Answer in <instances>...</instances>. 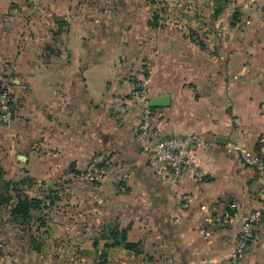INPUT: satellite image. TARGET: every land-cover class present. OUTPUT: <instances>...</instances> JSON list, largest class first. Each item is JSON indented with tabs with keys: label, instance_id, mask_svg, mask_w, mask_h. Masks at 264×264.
<instances>
[{
	"label": "crops",
	"instance_id": "crops-1",
	"mask_svg": "<svg viewBox=\"0 0 264 264\" xmlns=\"http://www.w3.org/2000/svg\"><path fill=\"white\" fill-rule=\"evenodd\" d=\"M104 2L0 0V57L16 60L0 71L17 74L13 85L4 81L17 109L9 126L0 123L3 178L46 181L51 188L30 196L46 198L52 221L60 216L28 236L7 239L0 227V260L65 264L71 251L66 264H92L91 233L122 216L121 227L140 234L129 240L157 249V264H220L244 215L264 209V173L243 163L233 145L256 148L264 127V0H178L180 12L169 25L162 20L166 26L152 31L148 21L140 23L141 34L131 16L96 14ZM40 10L43 17H37ZM39 25L48 31L39 34ZM144 63H151L150 74L141 78ZM134 80H147L151 99L171 98L169 106L153 110L155 128L199 137L193 157L205 172L202 180L188 169L174 180L150 165L138 139L139 107L130 100ZM102 153L111 162L109 175L127 170L121 180L126 192L108 196L84 185L82 175ZM56 189L61 196L50 204ZM231 205L232 223L206 236L207 219ZM70 212L77 214L71 220ZM153 234L158 237L150 243ZM240 264H264V224L257 225Z\"/></svg>",
	"mask_w": 264,
	"mask_h": 264
},
{
	"label": "built area",
	"instance_id": "built-area-1",
	"mask_svg": "<svg viewBox=\"0 0 264 264\" xmlns=\"http://www.w3.org/2000/svg\"><path fill=\"white\" fill-rule=\"evenodd\" d=\"M1 81V80H0ZM144 80L130 93L132 100L139 107L138 139L144 151L148 155L150 165L157 173H169L174 180H178L185 170H190L195 178L202 180L205 172L196 163L193 152L199 143L196 134L164 135L153 124V110L150 104V94ZM16 100L12 88L5 82H0V123L9 126L14 119ZM119 110L126 111V107L120 106ZM264 116V109H263ZM239 122V118L235 120ZM234 147L238 150L241 160L247 166L264 173V127L258 137L257 147L249 148L238 142ZM111 164L107 154L97 155L85 170V177L91 181L102 183L109 176L106 167ZM121 167H126L123 163ZM264 198V188L261 192ZM187 206V203L184 204ZM235 207L231 205L219 216L207 219L208 227L204 229L209 236L217 227H227L232 223ZM180 217L177 218L179 220ZM264 224V209L247 212L242 220V226L230 255L220 264H240L243 256L255 236L257 225Z\"/></svg>",
	"mask_w": 264,
	"mask_h": 264
},
{
	"label": "rangeland",
	"instance_id": "rangeland-1",
	"mask_svg": "<svg viewBox=\"0 0 264 264\" xmlns=\"http://www.w3.org/2000/svg\"><path fill=\"white\" fill-rule=\"evenodd\" d=\"M27 1V0H26ZM36 0H29V3L34 2L35 3ZM42 2H44L45 0H41ZM100 1V0H98ZM104 1V0H103ZM178 0H105V2L102 4L104 6H101V10L96 9V14L97 13H101L103 16H107V17H121V16H131L132 18H134V20L139 21V25L137 27V32H139L141 34V24L143 23L144 26L146 25V22L148 21L149 26H152V28L150 30L153 31V28H157L159 26H163L166 21H170L171 18H174L177 14V12H180V8L178 6H176L175 2H177ZM22 4H24L25 2H21ZM136 3H138L137 7L138 8H128L131 5L130 4H134L136 6ZM146 6L148 7V9H146ZM43 10H40V12L37 14V17H43ZM27 14V13H26ZM186 14H188V12H186ZM20 17L24 18V21L26 20V22H28L27 20H29L30 16H26V15H19ZM170 19V20H169ZM165 20V23L162 21ZM159 24V25H158ZM168 24V23H166ZM165 24V26H166ZM169 25V24H168ZM53 28H55L54 26H52ZM33 31V30H32ZM48 31V27H46L45 25H39L38 26V33L43 35L45 32ZM40 39H38V46L40 48H42L44 50V44H45V40L43 39L44 36H39ZM8 42V41H7ZM10 43V42H9ZM23 44V42H20V44ZM19 45V44H18ZM15 47V46H14ZM20 48V47H18ZM39 48V53H40V49ZM15 51H17L18 49H14ZM13 55V54H12ZM10 56V55H6V58H1L0 57V63H3L4 65H0V68H8V66H12V64H14L16 62V60L14 59L15 56ZM149 68H151V63H144L142 66H140L138 68L139 72H142L143 75L141 76V78H145L147 76H149L150 72H149ZM4 71H0V73L2 74V77H0V80H3L2 82H8L10 85H13L12 80L14 78H16L17 74H13L11 73V75H7L4 73ZM132 74L130 75L131 77L134 78H138V73L136 70H132ZM148 73V75L146 74ZM7 78V80L5 79H1V78ZM139 79V78H138ZM148 79V78H146ZM136 83V87L138 86L139 81L138 80H134ZM149 94L151 96L150 90L148 88ZM136 104V103H135ZM119 112H122L120 110H118ZM1 168V167H0ZM2 169V168H1ZM109 167H106V170H108ZM3 170V169H2ZM122 169V171H119L118 169L115 170V172H112L107 178L106 180L103 182V184H100L98 182H94L91 181L89 178L84 177L83 175V181H84V185H88L89 189L91 191H93L94 188V192L95 193H99V192H103V194H107L108 196L110 195H114L115 192H120V193H124L126 192V186L123 183V180L126 176H127V170ZM109 171V170H108ZM111 171V170H110ZM114 171V170H113ZM7 180V179H5ZM13 181V179H12ZM111 183V185L109 186V184ZM33 185H35L33 183ZM17 188H22L21 190H25V192L29 195L32 196H39L42 193H44V191H47L49 188H51V185H47L46 181H42L39 184H36L34 187L31 188H27V187H22L21 185H16ZM58 187V186H56ZM102 187V190L101 188ZM24 188V189H23ZM60 189H56L54 191H51L53 197H55L57 199L56 196L60 197V193H59ZM89 194L90 191H88ZM0 194L2 196H5V194L9 195L11 194L10 191H8L7 189H4L2 186H0ZM119 194V193H118ZM56 202V201H55ZM95 201H93L94 203ZM98 205V204H96ZM59 206V203H57L56 206H53L52 209L50 210H57ZM48 207V206H47ZM47 207H44L42 210H37V211H33L32 215V219L28 220V222L26 223H22V222H13L10 221L8 218V208H4L1 207L0 205V215L2 213V220L0 221V227L3 228V230H7L6 236L7 239L11 236L12 238H17L20 235H24V236H28L31 235V232H33L35 230L36 227L38 226H47L52 220H51V215L49 212H47ZM4 214V215H3ZM92 214V213H91ZM69 216V220L73 219V216H76L77 214L75 212H70L69 214H67ZM59 215H55L54 218H52L54 221H52V223H55V221L58 219L57 222L59 221ZM74 219H77V217H74ZM119 219V220H118ZM118 219L115 218H111L109 220H107L106 222H103L100 226V228L98 229V231L96 233H91L92 235V239L95 240V238H97L100 234V230L107 228L106 225H108L109 222H118L120 225L123 223L122 221V216ZM73 223V222H72ZM77 223V222H76ZM75 224V223H73ZM105 226V227H104ZM21 229L24 228L25 232L22 233L20 231H17V229ZM130 235V236H129ZM128 235V237L130 239L133 240H137L139 239L140 234L137 233H130ZM35 236V235H32ZM157 234H153L152 237L149 239V242L152 243L153 240H157ZM142 238V237H141ZM143 239H144V234H143ZM0 240H3V236L0 235ZM142 240V239H141ZM142 242V241H141ZM103 240H101L99 242L100 245H98V247H96V249H94L91 252V256L90 258L93 260L92 264H143V262H146L145 264H157V257L159 256V253L157 251V249H154V247H148L145 246V244H143L144 246V252L141 254L135 253L133 251H129L123 247L120 246H115V247H109V248H105L102 245ZM157 244V242H156ZM81 251V250H79ZM72 252L69 251L68 255H67V259H66V263L69 262V258L71 256ZM104 254H106V257L104 256ZM166 255V254H164ZM1 264H7L8 262H5V260L3 261L2 259L0 260ZM65 263V264H66Z\"/></svg>",
	"mask_w": 264,
	"mask_h": 264
},
{
	"label": "trees",
	"instance_id": "trees-1",
	"mask_svg": "<svg viewBox=\"0 0 264 264\" xmlns=\"http://www.w3.org/2000/svg\"><path fill=\"white\" fill-rule=\"evenodd\" d=\"M228 1L229 0H224L225 3ZM216 12L217 13L220 12V9L216 10ZM146 74L148 75V73ZM142 82L143 80H139V83H142ZM137 87L135 86V88ZM16 109H17V103H16ZM155 109L156 108L152 107V110H155ZM15 114H16V110H15ZM15 114H14V117H15ZM155 172L157 171L155 170ZM3 176H4L3 170L0 168V186H2L4 189H7L8 191L11 192V194L9 195L5 194V196H2L0 194V205L1 207H4L6 209L8 208L7 212L9 213L8 218L10 221L26 223L28 222V220L32 219L33 211H37V210L40 211L48 205L46 198L42 199L39 197H31L29 194L25 192V190H21L22 188H19V187L17 188L16 185H21L22 187L31 188L33 186L32 178L28 177V178H25L19 181H12V180H5ZM56 197L58 198V196ZM50 199H51L50 204H53L56 198L51 196ZM106 226L107 228L100 230L101 232L99 236L95 238V241H94L95 248L98 247L99 242L103 240L105 241V245H104L105 248L120 246L129 251H133L138 254H141L144 252V246L142 242L140 241L136 242V241L129 240V237H128L129 228L128 227L126 228L121 227V225L115 221L109 222L108 225ZM104 256L106 257V254H104Z\"/></svg>",
	"mask_w": 264,
	"mask_h": 264
},
{
	"label": "water",
	"instance_id": "water-1",
	"mask_svg": "<svg viewBox=\"0 0 264 264\" xmlns=\"http://www.w3.org/2000/svg\"><path fill=\"white\" fill-rule=\"evenodd\" d=\"M171 103V98L169 96L160 97V98H153L150 100V104L152 107H165L169 106ZM223 142V140H221Z\"/></svg>",
	"mask_w": 264,
	"mask_h": 264
}]
</instances>
